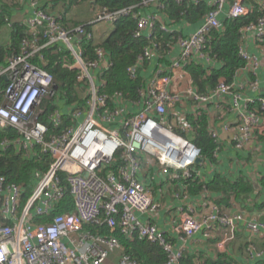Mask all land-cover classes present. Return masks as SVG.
<instances>
[{
  "label": "built area",
  "instance_id": "2783aa9c",
  "mask_svg": "<svg viewBox=\"0 0 264 264\" xmlns=\"http://www.w3.org/2000/svg\"><path fill=\"white\" fill-rule=\"evenodd\" d=\"M29 1L35 12L22 24L26 34L19 51L11 53L5 65L0 66V78L6 79L5 87L0 89V130L13 128L20 138L15 144L26 156L31 157V151L39 147L40 153L50 158V164L45 172L35 173L37 181L23 205L21 187L0 175V264H104L108 253L119 249L120 243L114 236L86 229L100 225L110 231L119 230L129 240L136 238L159 247L166 255V264H185L181 250L175 251L156 225L139 219L138 216L154 214L160 205L152 200L151 189L137 175L155 163L159 175L169 182L185 184L194 180L197 172L193 168L202 159L201 149L193 143L194 121H200L206 106L216 104L218 109L227 96L230 105L226 101V106L235 119L224 124L221 117L220 131L231 133L227 142L235 150L250 149L259 130L264 99H258L259 109L252 106L256 102L252 100L241 107V95L234 90V81L228 84L220 80L205 93L190 87L180 95L170 92L169 87L172 70L180 71L177 77L181 80L187 65L201 66L204 58L214 64L207 66V71L220 67L208 51L210 32L224 30L226 20L245 17L251 11L242 0H229L222 22L218 17L227 0L209 2L197 29L183 37L163 22L168 16L166 2L181 6L195 5L200 0H141L138 5L115 11L96 8L90 23L72 29L62 26L61 15L41 8L39 0ZM261 14L242 30L256 32L258 42H264V10ZM128 16L136 23L132 37H143L148 43L136 66L157 51V45L152 43L156 28L170 34L180 49L170 68L158 66L148 86L142 85L138 99L141 104L135 112L127 110L126 96L114 90L109 92L105 73L111 64L104 50L95 47V58L88 60L81 48L82 41H93L86 26L112 25ZM4 19L10 29L11 20ZM55 46L63 47L69 55L62 66L76 72L75 93L80 104L72 102L66 114L56 109L48 117L49 125L58 129L63 117L69 125L49 135L48 126L38 119L43 112L41 104L44 100L57 102L59 95L53 76L32 61L42 60V51ZM238 57L245 69L251 71L258 66V58L247 55L239 46ZM128 72L133 78L134 67ZM184 100L193 105V121L173 111ZM165 117L172 119V123L164 121ZM214 130L210 129L208 137L214 150H218L223 140ZM117 161L121 164L114 168ZM66 194L72 201L71 210L56 213ZM205 198L203 206H209L210 212L196 218L191 214L193 210H181L185 213L180 215L178 233L184 239L202 230L208 238L210 232L217 233V248L224 252L227 243L235 238L234 220L241 216H227L217 205L211 206L206 195ZM38 218L45 221L36 222ZM262 227L256 222L247 224L250 236L245 253L249 260L257 256L252 238ZM117 264L140 263L121 252Z\"/></svg>",
  "mask_w": 264,
  "mask_h": 264
},
{
  "label": "crops",
  "instance_id": "0c3cea01",
  "mask_svg": "<svg viewBox=\"0 0 264 264\" xmlns=\"http://www.w3.org/2000/svg\"><path fill=\"white\" fill-rule=\"evenodd\" d=\"M200 1L207 5L215 0ZM242 2L250 11L256 10L262 13V10H264V0H242ZM4 4H7L11 11L9 13L11 23L24 24L25 20L33 16L35 12L29 0H8L4 1ZM4 4L0 5L4 6ZM39 6L45 7V9L58 15H64L66 22L63 27L65 26L64 28L66 29L74 28L77 26L75 24H88L95 18L90 17L87 19L79 16L76 18L74 15H69L70 10L64 12L61 4L55 6L53 0L45 2L39 0ZM228 6L229 0L226 1L223 12L218 17L222 22L226 19ZM69 16L72 17L70 21L73 23L71 25H69V20L67 19ZM200 21L199 19L196 23L190 24L183 17H180L177 21H174L169 15L163 18V22L167 26L183 37L191 35L197 29ZM89 30L92 33L93 42L99 45L108 36L111 25L104 23L95 24ZM0 37H2L0 39L1 42L4 43L3 46L7 45L10 38V29L6 26H1ZM165 45V50L160 52L159 49V51L154 52L150 59L145 62V65L134 67V73H136L135 69L137 68L139 74L143 77L142 83L144 87L148 86L158 66L170 68L172 63L178 59L180 49L176 40ZM239 47L247 55L257 57L258 66L251 71L244 67L240 68L233 80L234 90L241 95V107H244L248 100H252L256 101L252 106H256L259 109L260 105L257 101L258 99H264V42L256 40V32L244 31ZM201 64L203 68H206L211 63H208L204 58ZM179 73L180 71L177 69L172 70L169 89L170 92H178L183 95L188 88L193 87V84L185 71L182 72L183 78L181 80L177 77ZM255 82L256 85H252ZM223 100H226L228 104L230 103V97L228 96L223 98ZM226 101L221 102L222 104L218 109L216 104L206 106L201 117L205 124V134L206 132L210 133V129L215 128L216 130L214 131L222 138L223 144L218 150H214L212 146L209 158L204 155L201 149L202 159L193 168L197 172L194 180L185 184L169 182L159 175L155 163L146 171L141 170L140 174L137 175L138 180L151 189L152 200L160 205L154 214H149L146 218L143 216L138 217L142 221L147 219L156 225L163 232L166 241L171 244L172 248L175 251L181 250L183 260L190 257L194 264H203L205 259L214 260L219 254H224L236 264H264V112H262L259 130L255 134V140L252 142L250 149L238 151L227 142V137L231 133L226 134L220 131L221 117L224 118L222 119L224 124L233 123L235 119V116L228 111ZM140 104L141 102L138 100H129L126 103V108L129 112H135ZM58 110L62 114H66L68 106L62 105ZM173 111L175 113L179 112L180 115L185 114L188 120L193 121V105L189 100L181 101L174 107ZM164 121L172 123L173 120L165 117ZM214 182H218V184L212 187ZM222 183H226L229 186L243 183L248 185L246 187L250 188V190L247 193H237L239 191H233L227 187L223 191L220 189ZM205 195L211 201V206L213 204L217 205L227 216H241L240 219L234 220L235 238L227 243L224 252H220L217 248V241L220 237L217 233L210 232L211 238H208L202 230L187 239H184L183 235L178 233L180 215L185 213H182L181 210H193L194 212L191 214L196 218L210 212L209 206H203L206 202ZM251 222H256L263 226L259 233L252 238L254 248L258 251L256 258L253 260H249L245 253L246 241L250 236L247 224ZM121 252H124L121 245L119 249L110 251L104 264H117Z\"/></svg>",
  "mask_w": 264,
  "mask_h": 264
},
{
  "label": "trees",
  "instance_id": "16d2710c",
  "mask_svg": "<svg viewBox=\"0 0 264 264\" xmlns=\"http://www.w3.org/2000/svg\"><path fill=\"white\" fill-rule=\"evenodd\" d=\"M4 1L0 0V4H4ZM47 1V0H40ZM141 0H53L55 6L61 4L63 11H69L70 8L79 3H86L89 7L105 8L106 11H115L125 7L138 5ZM58 3V4H56ZM44 4V3H43ZM94 4V5H93ZM165 13L168 14L174 21H177L180 17L190 23L194 24L208 11V6L204 2H198L195 5H175L173 2H166ZM42 7V6H41ZM43 9L45 7H42ZM155 11V10H153ZM146 12V9L143 11ZM11 13L7 4L0 5V27L5 26V17L10 18ZM63 13V12H62ZM261 12L252 10L247 16L236 18L234 20H226L224 22V30L211 31L210 32V44L208 51L211 55L215 56V59L221 64L220 67H213L210 70H206L199 65L189 64L186 66L185 71L188 74L193 87L199 93H205L208 89H214L220 80L226 83H232L237 71L243 67V62L238 57V46L242 37V30L247 25L255 23L257 18L261 16ZM65 16L62 15V26L65 24ZM78 25V24H75ZM83 25V24H79ZM65 27V26H64ZM157 27V26H156ZM87 29L90 26H86ZM136 29L135 21L128 17L119 18L111 25V30L108 36L98 44L93 41H82L81 48L88 60H93L94 48L99 47L107 54V58L111 66L105 73L108 90L116 91L126 96L129 100L136 101L139 99V91L143 88L142 76L139 74L138 69H135L133 78L128 72V69L135 67L138 57L142 54V51L148 43L141 37L134 39L133 32ZM26 29L22 24L12 23L10 26V38L7 45L0 47V66L5 65L6 58L11 53H18L19 45L22 38L25 37ZM170 34L160 31L158 28L152 34V43L157 45V51H164L167 43L175 41L170 38ZM61 50V51H60ZM42 60L34 58L32 63L40 66L53 76L54 85L57 89L59 98L57 102L44 100L41 104L42 114L39 116V121L48 126L49 135H55L60 132L63 127L68 126L66 117H63V124L58 129H53L49 125L48 117L62 105L70 106V104L77 100L75 93V77L76 72L65 69L62 64L63 60L67 58L69 60L68 53L61 46H55L42 51ZM145 65V62L138 67ZM5 87V80L0 78V89ZM204 122L194 121V134L193 143L197 147L202 149L206 157H210L211 148L214 147L211 139L208 137V133L204 132ZM197 131V134H196ZM19 136L13 128H6L0 130V175L3 176L7 182L14 183L21 187V205L25 202L29 196L34 184L36 183L35 173L45 172L50 164V158L40 153L39 147H35L32 150V156H26L25 152L18 148L15 144L16 140H19ZM121 164L117 161L114 168ZM60 178L64 179V174L61 173ZM218 182H214L212 187L217 185ZM211 186V185H210ZM246 184H235L229 186L226 183H222L220 189L225 191L227 187L233 191H239L237 193H247L250 188L246 187ZM238 195V194H237ZM72 208V201L68 194L64 196V200L60 206H58L56 213H64L70 211ZM45 219L38 218L36 222H44ZM88 230L93 233L114 236L122 248L124 253L128 254L133 260L140 264H166V255L159 248L145 241H138L136 238L132 240L127 239L122 235L119 230L110 231L105 225L100 226H87ZM182 262L185 264H194L192 258H186ZM203 264H236L224 254H219L214 260L205 259Z\"/></svg>",
  "mask_w": 264,
  "mask_h": 264
},
{
  "label": "rangeland",
  "instance_id": "374dc122",
  "mask_svg": "<svg viewBox=\"0 0 264 264\" xmlns=\"http://www.w3.org/2000/svg\"><path fill=\"white\" fill-rule=\"evenodd\" d=\"M11 1H19V0H11ZM94 14H96L95 8L91 7V6L89 7L87 2L86 3L81 2L79 4L74 5L69 11V15H74V17H76V18L78 16L82 17V18H87V19L90 17L93 18V17H95ZM67 19L69 20V25H71L73 23L72 21H70V20H72V17L69 16ZM1 38L2 37H0V39ZM3 45H4V43H2L0 40V47H2Z\"/></svg>",
  "mask_w": 264,
  "mask_h": 264
},
{
  "label": "water",
  "instance_id": "95a60500",
  "mask_svg": "<svg viewBox=\"0 0 264 264\" xmlns=\"http://www.w3.org/2000/svg\"><path fill=\"white\" fill-rule=\"evenodd\" d=\"M4 80H6L5 78H3Z\"/></svg>",
  "mask_w": 264,
  "mask_h": 264
}]
</instances>
